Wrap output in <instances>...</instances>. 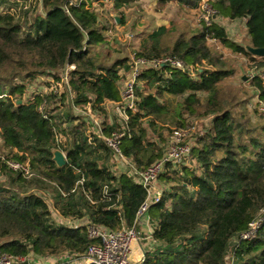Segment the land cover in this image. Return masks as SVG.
<instances>
[{
    "label": "trees",
    "instance_id": "1",
    "mask_svg": "<svg viewBox=\"0 0 264 264\" xmlns=\"http://www.w3.org/2000/svg\"><path fill=\"white\" fill-rule=\"evenodd\" d=\"M123 1L127 0L117 3ZM69 2L41 0L43 15L33 18L25 17L28 11L21 17L0 14V94L6 95L0 99V142L6 157L29 161L39 177L26 180L6 171V179L17 183L20 191L14 193L0 185V256L14 258L13 264H34L30 255L50 258L63 252L83 254L92 242L87 239L85 226L70 229L56 224L45 201L24 189L27 182L36 181L41 185L40 191L52 193L62 217L78 221L87 218L110 230L123 224L133 227L136 212L146 197L145 191L126 174H113L104 163L98 164L100 155L96 153L110 152L98 141L94 146L87 143L83 130L86 120L79 116L66 120L70 130L61 135L67 136V141L64 147L56 146L55 133L60 123L53 114L59 111L58 105L61 113L69 106L67 91L56 94L47 82L43 85L46 91L37 89L26 95L27 87L32 89L38 77L58 81L65 67L72 65L68 84L74 105L90 104L94 111L101 110L106 100H119V70L125 69L127 74L129 65L124 59L106 63L98 55L90 54V46L106 42L98 15ZM168 3L198 9L201 0H156L162 9ZM208 4L216 17L245 21L249 35L246 46L230 40L226 30L215 21L210 26L202 25V31L188 39L179 35L166 49L159 41L168 29L159 27L136 54V58L148 62L171 57L187 66L202 65L206 60L214 68L197 70L191 77L188 70L182 72L169 65L147 66L137 77L136 108L127 111L128 133L120 144L123 156L137 169L148 168L164 153L165 148L156 146V141H149L147 136V127L153 130L159 124L156 119L167 112L160 101L164 94L183 97L176 111L177 127L186 126L183 113L192 116L202 109V116L214 115L207 137L192 148L191 157L196 165L168 167L159 177L174 185L148 210L154 229L152 239L143 246L146 251L151 249L146 252L144 264H264V137L250 135L245 142L241 133L240 137L235 135L238 120L217 100V84L229 71L206 45L208 39H214L226 49L253 59L245 48H264V0H209ZM119 20L122 23V18ZM263 65L264 62L259 64ZM140 82L149 92L139 89ZM252 85L259 102L264 103V73L255 75ZM199 93H207L205 103H200ZM114 129L117 128L105 127V132ZM58 150L66 153L63 167H57L52 159ZM80 178L84 183L79 193H70ZM104 186H108L110 201L102 198ZM60 191L70 194L62 197ZM260 212L263 215L253 237L242 239V235L252 231L251 224ZM47 264L74 263L56 258L54 263Z\"/></svg>",
    "mask_w": 264,
    "mask_h": 264
},
{
    "label": "rangeland",
    "instance_id": "2",
    "mask_svg": "<svg viewBox=\"0 0 264 264\" xmlns=\"http://www.w3.org/2000/svg\"><path fill=\"white\" fill-rule=\"evenodd\" d=\"M8 1L10 0H0V13L13 6V4H10V6L6 5L9 3ZM31 1V8L25 17L42 16L41 0ZM87 1L89 9L98 15V21L103 28L102 35L106 40L104 45L93 47V49L90 50V54L98 55L100 58H103L106 63H110L116 59H124L126 60V63L133 62V59L136 58V54L141 51V44L159 27L166 26L168 29V33L161 37L159 41V43L161 42V46H163L162 49L171 47L179 35H183L185 39H188L192 35H198L203 29V24L200 22V18L202 17L200 9H185L175 3H168L162 9L158 7L156 0H127L120 4L117 3V0ZM16 5L18 4H15V10H17ZM21 16L22 13L20 17ZM116 18H118V22H116ZM119 18H122V23H120ZM215 21L222 25L226 30L228 38L234 43L242 46H246L249 43V35L245 29L244 20L232 21L227 18L217 17ZM206 45L210 49L212 56L219 58V60L224 63V69L229 71V75L217 84V100H219V103L225 109L230 110L232 117L238 120L236 123L239 124V126L235 127V135L240 137L239 135L241 133V140L245 142H247L250 135L264 137V110L262 103L258 100L257 92L252 85L253 77L255 75L262 76V73H264V65L259 66L264 60L259 57L251 59L250 57L234 53L231 50L226 49L217 41H212V39H208ZM202 62L206 70L214 69L212 66L208 65L206 60ZM129 73L130 72L124 76L123 80L128 78ZM48 80H51V78L47 77L46 79L44 76L38 77L34 83L35 85L33 84L34 86L32 85L30 87L32 89L29 90L27 87L28 91H26V95L30 94L29 91L34 93L37 89L38 92L46 91V87L43 85L44 83H47ZM139 89H142V92H149V88L147 86L144 87V83L141 82L139 83ZM198 96L200 98V103L202 104L206 102L208 95L207 93H199ZM182 100L183 97L167 94H164L160 98V101L165 105L167 112L160 118L156 119L159 124H156L153 130L146 126L148 129V140L151 142L156 141V146L165 148L171 132L174 129L180 128L176 125L178 122L176 111ZM56 109H59V111L56 110L53 115H55V118L59 120L60 123L59 129L57 130L58 134L64 133L65 131H68V134L70 130L68 128V118L72 116L76 117V114L70 106L65 107V110L62 113L61 106H58ZM202 112L203 110L199 109L197 110L196 115L190 116L186 113L182 114L184 126L187 125V127H191L192 129L187 140H190L194 147L199 145L200 139H205L207 137V132H209L212 127L214 115L202 116ZM79 117L83 118V116ZM111 117L112 113L109 112L108 116L105 118L106 122H104V124L109 123ZM248 132L251 134H248ZM158 136H160V139ZM5 153L7 152L4 150L0 142V154L5 155ZM190 161L192 164L196 165V161L193 157H190ZM5 173L0 174V182H3L0 183V185L3 184L4 187L6 186L8 189H12V192L20 191L17 183L11 184L10 181L6 179ZM119 173L120 172H118V174ZM196 173L199 174V171H196ZM27 183L30 185H23L27 193L33 194V190H36V192L39 193L41 192V185L36 181H29ZM173 185V182L167 183V181L162 178L156 182V188L162 191H166ZM45 192L48 193V197L47 195L41 196L47 203L50 209L51 218L55 222L59 219L57 216L58 208L55 204L53 194L49 193V191ZM262 215L263 212L258 214L254 222L256 227L260 224L259 220ZM84 222L85 221L83 220L81 221L82 224ZM48 257L50 258H40L38 256L30 255L29 259L34 264H47L49 261L50 263H54L56 258L63 263L73 262L74 264H80L81 254H69L63 252L61 254L59 253L57 256ZM6 261L11 264L15 259H10L7 255H1L0 264H6Z\"/></svg>",
    "mask_w": 264,
    "mask_h": 264
},
{
    "label": "built area",
    "instance_id": "3",
    "mask_svg": "<svg viewBox=\"0 0 264 264\" xmlns=\"http://www.w3.org/2000/svg\"><path fill=\"white\" fill-rule=\"evenodd\" d=\"M209 0H201V4L198 9L202 12V17L200 22L204 26H210L212 22H215L217 18L214 10L208 4ZM10 4H13L11 8L3 10L4 12L0 14H11L16 17H19L24 11H29L31 8V0H10ZM15 4H18L17 10H15ZM70 5L75 7L83 5L84 8L88 11L89 9L87 0H70ZM67 11V10H66ZM212 41H216L212 39ZM202 65H185L182 61L171 58L163 57L151 62L143 58H135L130 65V73L127 79H124L119 87V100L117 102L111 101V113L115 114L118 122L117 129L111 130L110 132H105V126L101 119L93 113L90 104H87L84 107L76 106L72 103V92L70 90L68 80L69 72L73 70L74 66H66L65 69L59 74V80L55 81L53 78L48 80L50 83V90L56 94H61L62 92L67 91L70 102L69 106L75 112L76 116H83L87 119V125L89 129L86 130L85 137L89 145L94 146L97 141L102 143L105 148L108 149L111 156V161L115 166V172L124 173L126 176L136 185L140 186L146 193V197L143 203L140 205L139 209L136 212L135 225L131 228H126L123 224L121 228L117 230H110L98 225L91 223L87 218L84 219V223L78 221L71 217H62L58 212L57 216L59 217L56 220V224H61L70 229H77L81 226H85L87 239L92 241L86 248L83 254L80 257V264H144L146 252L149 250L142 249L137 261L134 263L132 260L133 250L136 248V244L139 245L144 237L139 233L135 228L137 223L147 215L148 210L151 205L157 204L160 202L163 191L156 188V182L162 174H165L168 171V167H180L187 166L191 167V151L194 147L193 143L190 140H187L190 136L192 129L187 127L174 129L169 135L167 146L164 149V153L161 158L155 161L146 169H137L135 165L127 158H125L120 150L121 139L127 136L128 133V114L127 111H134L136 108V93L135 87L137 84V77L140 74L142 69H146L147 66L158 67L163 65H169L173 69L179 71L188 70L189 75L194 77L196 72L200 69H205ZM53 84V87H52ZM5 94H0V99H4ZM262 107L264 110V103ZM101 104V106H103ZM57 106V105H56ZM59 106V105H58ZM42 107L40 108L41 111ZM108 125H110L108 123ZM67 137L61 134L55 133V144L56 146H65ZM60 151L66 159V153L62 150ZM3 169V170H1ZM5 171H10L15 174L21 175L26 180H33L39 178L37 172L30 166L29 161L18 162L12 159H9L5 155L0 154V174L5 173ZM84 179L80 178L74 185V188L70 193H76L80 187L83 186ZM33 195L41 198H44L41 195H47L45 191L36 192L33 190ZM38 191V190H37ZM83 191V189L81 190ZM39 193V194H37ZM62 197L68 196L70 193L61 192ZM79 193V191H78ZM77 193V194H78ZM85 198L90 204H94L89 195H85ZM102 198L106 201H110L108 186H104L102 190ZM45 201V200H44ZM46 203V202H45ZM47 204V203H46ZM49 208V207H48ZM50 211V209H49ZM51 215V213H50ZM151 222V221H150ZM256 228V224H251L252 231L242 235V239H250L253 237V231ZM153 230L148 233L145 237V240L149 243L152 239ZM10 258V257H9ZM11 259V258H10ZM21 261L20 259H16ZM14 261L11 262L13 264ZM6 264H10L6 261ZM76 264V263H75Z\"/></svg>",
    "mask_w": 264,
    "mask_h": 264
},
{
    "label": "crops",
    "instance_id": "4",
    "mask_svg": "<svg viewBox=\"0 0 264 264\" xmlns=\"http://www.w3.org/2000/svg\"><path fill=\"white\" fill-rule=\"evenodd\" d=\"M93 47H96V46H90L89 50L93 49ZM92 55V54H91ZM129 65L130 62L126 63V65ZM130 67V65H129ZM125 69H120L119 70V74L121 75V79H120V82L118 83V86L120 87L121 86V83L123 82V78L124 76L126 75L125 74ZM130 71V70H129ZM86 106V105H84ZM84 106H81V107H84ZM111 101H108L106 100L104 102V105L101 106V110H94L93 113L99 117V119H101L104 122L105 121V118L108 116L109 112H111ZM103 109V110H102ZM110 117V116H109ZM82 120H86L85 123L87 122V119L85 117L81 118ZM108 120V119H107ZM111 121H109V124H104L105 127H111V126H114V128H117L118 126V122H117V118L115 116V114L113 113L112 111V117L110 119ZM76 123V121L74 122ZM89 129V126L87 125V123L85 124V127H84V132L86 130ZM96 154H98V156L100 155V158L97 159V162L98 164H101V163H104V165H106V167L108 168V170L110 172H112L113 174H116L118 172H115V166L114 164L112 163L111 161V156L110 154H105L103 153L101 150L98 151ZM82 221V220H80ZM151 221V222H150ZM135 228L139 231V233L144 237V239L142 240V242L137 245L136 244V248L133 250V254H132V260L133 262L135 263L137 261V258L139 257L140 253L142 252V249H144V244L146 245V240H145V237L148 235V233H150L153 229H154V226L152 224V219L149 217V215L147 214L145 217H143L138 223L137 225L135 226Z\"/></svg>",
    "mask_w": 264,
    "mask_h": 264
},
{
    "label": "water",
    "instance_id": "5",
    "mask_svg": "<svg viewBox=\"0 0 264 264\" xmlns=\"http://www.w3.org/2000/svg\"><path fill=\"white\" fill-rule=\"evenodd\" d=\"M115 20L118 22V18ZM245 49L254 57L264 58V48H253L247 46ZM52 159L57 167H63L66 165V159L60 151H54Z\"/></svg>",
    "mask_w": 264,
    "mask_h": 264
},
{
    "label": "clouds",
    "instance_id": "6",
    "mask_svg": "<svg viewBox=\"0 0 264 264\" xmlns=\"http://www.w3.org/2000/svg\"><path fill=\"white\" fill-rule=\"evenodd\" d=\"M165 190H163V192H164Z\"/></svg>",
    "mask_w": 264,
    "mask_h": 264
}]
</instances>
